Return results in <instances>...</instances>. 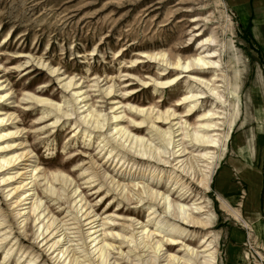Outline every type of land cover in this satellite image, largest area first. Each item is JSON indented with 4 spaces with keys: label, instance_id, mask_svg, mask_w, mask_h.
<instances>
[{
    "label": "rangeland",
    "instance_id": "1",
    "mask_svg": "<svg viewBox=\"0 0 264 264\" xmlns=\"http://www.w3.org/2000/svg\"><path fill=\"white\" fill-rule=\"evenodd\" d=\"M228 1L0 0V161L31 152L27 157L31 156V168L39 175L35 182L42 208L48 210L46 219L55 216L73 223L72 215L83 213H77V206L86 202L83 210L96 212L103 224L104 232L97 235L104 233L106 243L114 248L110 264L115 259L117 264H141L139 258L147 259L155 252L185 261L188 252L184 247L201 252L206 246L210 250L203 255L214 253L215 264H227L230 244L234 247L230 262L264 264V169L262 191L257 187L258 174L243 173L238 167L229 175L224 166L214 186L219 167L229 157L251 159L254 155V169L264 159V5L254 11L253 0H249L251 10L247 13L238 9V2L244 0ZM198 32L203 34L195 38ZM206 39L214 40L208 50L216 52L214 60L219 67L205 79L219 74L215 85L220 86L217 91L227 104L217 106L206 99L209 93L203 87L205 94L198 104L201 110L186 116L187 105L179 104L190 90L197 93L198 82L193 76L203 75L199 71L185 73L186 77L169 87L156 86L180 73L169 69L166 72L172 73L162 79L164 68H170L179 57L199 56L202 50L197 43ZM173 55L175 59L170 61ZM57 105L65 108L58 111ZM212 109L219 111L221 118L217 120L219 131L211 133L217 143L205 151L209 157L205 188L173 160L171 154L179 148L170 143L169 153L162 155L165 162L153 155L170 139L179 144L200 115ZM89 112L93 114L91 125L99 122L104 127L87 138L91 129L85 130L78 120ZM169 114H174L172 120ZM78 124L79 128L73 127ZM108 138L123 141L131 152L119 147L112 150L114 141L107 142ZM184 139L190 149V138ZM6 173H0V239L8 238L0 246V264L30 260L33 264H58L56 254L49 251L50 243L39 236L42 222L32 214L33 207L21 225L22 219L14 216L8 189L4 190L1 182L9 176ZM91 174L96 177L88 180ZM154 183L171 202L197 212L194 220L204 224L177 223L173 216L166 217L167 224L178 231L171 233L174 242H166L168 225H156L164 223L166 208H159L160 215L149 220L144 209L147 204L140 201V196H145L142 190L154 188ZM117 184L121 186L115 191L112 186ZM230 186L242 203L235 195L224 199L215 192ZM121 187L130 201L117 196ZM142 225L156 234L143 250L135 247ZM82 231L85 233V226ZM84 241L91 251L94 244ZM158 241L162 247L155 245ZM71 244L72 250L77 249L76 259L69 257L63 263L88 264L82 259L81 245L77 241ZM10 247L12 254L4 261Z\"/></svg>",
    "mask_w": 264,
    "mask_h": 264
},
{
    "label": "bare ground",
    "instance_id": "2",
    "mask_svg": "<svg viewBox=\"0 0 264 264\" xmlns=\"http://www.w3.org/2000/svg\"><path fill=\"white\" fill-rule=\"evenodd\" d=\"M193 21L198 22L199 20L194 19ZM193 29L194 30L197 29L196 26ZM198 29H200V27ZM202 34L203 33L198 32L194 35V37L198 38L202 36ZM213 42L214 40L212 39L198 41L197 47L198 49L202 50L199 56H193L192 58L190 57L187 59L184 58L185 60L179 57L177 61H175L173 64H170L171 65L170 68H164L162 70V73L160 74V77L162 78L165 75H170L172 73V72H168V73L166 72L169 69L170 71L180 72L171 79H167L166 81L162 80L163 82L158 83V85L156 86L158 88H166L172 84L177 83L179 79H183L184 77H186L185 73H195L199 71L200 74L203 75L202 77L193 76V79H196L199 84L198 85L196 83V89H198L197 93L195 94L193 93V90H190V92L182 98L179 104V105H187L186 116L191 115L193 112H197L201 110L199 109L198 104L200 102V99H202L203 95L205 94L202 92L203 89H201L203 87H205V89L209 93L208 96L207 95L205 96L206 99H211L214 103L217 104V106L218 105L223 106L221 104L222 102L227 104V99H225L223 95H220L219 91H217V87L220 86L215 85L216 82L220 81L217 78L219 74L216 73L214 75V78L212 79H208V80L205 79V76L209 75L210 71L213 70L217 71V68L219 67L218 62L214 60V58L216 57V52L208 50L211 46H213ZM201 54L202 55L204 54V56H202ZM155 59L161 61L163 58L162 56H155ZM174 59H175L174 55L169 57L170 61H174ZM202 70L205 71L207 70V72ZM0 84L3 83L0 82ZM69 84L70 83L66 84L65 87H68ZM111 91L112 90L109 88L108 93H110ZM75 100L78 101V98H76ZM64 108L65 106L57 105L56 110L61 111ZM173 115L174 114H169L170 120H172L171 117H173ZM92 116L93 114L89 112L86 116H82L80 117V120H78L85 130L91 129V131L88 132L89 134L87 135V138L92 136V133L95 131V129L99 130V128L104 127V124H102L101 126L99 122H95L94 124L96 125L92 126L91 125L93 123ZM220 118L221 116L219 115V111H215L213 109L201 114L196 122V126L192 128L190 131L189 129L186 130V133L183 134L180 142L178 140L179 144H177V141H175V144L177 145H174L173 139H170L167 141L166 147L165 145L163 147L162 144L161 148L157 149L153 156L159 158L161 162H165L164 159L165 156L162 155H166L167 153H169L168 147L171 143L173 145L172 148H179L178 150L172 152L171 154L173 156V160L176 161L177 165H179V169H182V172H184L185 175H189V177H191L200 185L206 188L207 186L206 174L208 173V171L205 169H208V163L206 162L207 161L206 159H208L209 157H208V153L205 151L211 147H214V145L217 143L216 140H214V138L212 137L211 133H216L217 131H219L220 124L217 123V120ZM73 127L79 128V124ZM118 132L120 133V130ZM184 137L190 138V141L192 142V146L190 147V149L187 145H185ZM108 141L109 142L114 141V143H116V144L113 143L114 147L112 148V150L115 147H119L120 150H124L127 153L131 152L130 148H126L123 141L118 142L119 139L108 138L107 142ZM148 149L149 152H152L153 147L150 145ZM112 150L109 153V155H111ZM29 153L31 152H28V154ZM141 153L144 154L143 151H141ZM28 154L19 155L17 158L12 160L7 159L0 161V173H4V171H7L6 175H9L8 177H4V178L2 177L1 179V182H4L3 189L4 190L8 189L7 193L8 195H10L9 200H10V204L13 207V211L15 214L14 216L18 219H22L20 220V225L27 220V213H28L27 210L33 207L32 214L37 215V221L41 219L39 224L42 222V224L39 226V230L42 229L39 236H42V240L44 239L46 240V244L48 242L50 243L49 251L51 252V254H56L54 258L56 261L58 260V264H64L63 262L69 257H70L69 260L76 259L77 249L76 250L71 249V247L73 246V244L71 243L75 241L78 242L77 245H81L82 252L85 253L82 256V259L84 261H87L88 264H95L96 262H98L97 264H110V261L113 259L110 258V256L113 253L111 250H114V248L113 246H110L109 244L106 243V235L104 233L97 235L99 232H104V229L102 228L103 224L100 223L101 221L98 220V215L96 212L93 213L91 210L88 209L86 211L83 210L87 204L86 202L79 206H77L78 204L76 205L77 206L76 210L79 208V211H77V213L82 211L83 213L80 217L77 216L76 213L73 214L72 215L73 217L71 218V220H73V223L67 224L62 220H59L55 216H51L50 219L48 218L46 219L47 216H44V213L45 211L48 210L46 207L42 208V201L38 196V185L35 182L36 177H38L39 175L35 174V168L34 169L31 168L32 167L30 160L31 156L27 157ZM19 158H21V162H16V160H18ZM17 166L20 168H17ZM79 166H84V164H79ZM11 170H14V172H11L14 173L12 175L10 174ZM85 170H87V168ZM91 175L92 176H90L88 180L96 177L95 174H91ZM157 178L158 180L162 179L161 176H158ZM112 181L113 180H111L110 184H114L112 183ZM153 185L155 189L151 188V189L142 190L141 194L145 196L144 197L140 196V201L142 204H147L146 206H144V209L149 213L148 214L149 220L153 218L156 219V217L160 215V214L157 215V211H159L158 210L159 208H163V207L166 208L163 211V213H165L164 223H162V225L160 221L156 223V225H160V228H163L168 225L167 227L169 229V232L168 233L165 232V235L170 237H167L168 239L166 240V242H170V241L174 242L175 239L174 237H172L173 234L172 232L174 230L175 232H178L176 231L177 228L175 225L167 224L169 222L167 219L169 216H173L174 218L178 219L177 223L179 222L184 223L186 221H189V223H192V225L203 223L202 221L194 220L193 214L197 212L192 211V209H189L190 207H187L184 204L171 202L168 196L162 194L160 191L157 190V187L160 186L158 183H154ZM114 186L115 185L112 186L113 190L117 191L118 187H120L121 185L117 184L115 187ZM124 190L125 188L121 187V190L119 193H117V196L120 195L122 197L121 198L122 201H130L132 198H130L127 194H123ZM100 191L101 190H98L97 193H99ZM145 200L146 203H144ZM128 204H133V203L128 202ZM196 209L198 211H202V207H198ZM48 214L50 216V212H48ZM108 219L110 220L111 218ZM133 225L134 224L131 223V226L134 229ZM83 226L86 227L85 233H83L82 231ZM140 228L142 229L141 234H139L141 235V237L139 241H137L135 247H138L143 250L147 248L146 241L152 242L155 239L156 234L151 231L147 232V230L145 229L146 226L142 225L140 226ZM26 230L27 228L25 229V231ZM184 232L185 231L182 230V233ZM131 237H132L131 239L135 238L133 234L131 235ZM7 238L8 236H5L4 238L0 239V246L2 243L6 242ZM36 239H38V236L36 237ZM85 239L90 240V242L94 244V246H92L91 248V251L88 250L89 248H87L88 245L87 242L85 243L84 241ZM154 243L156 246H158V248L162 247L159 241ZM65 246L66 248L64 249ZM202 246L204 247V245ZM184 248L186 252H188L186 254L187 259L185 261L182 259L181 261L174 256L166 255L165 253L160 255L159 252L158 253L155 252L154 256L149 257L147 259L139 258L137 263L141 262V264H215L214 253L212 254L209 252L207 255H203L210 250L208 246H206L201 252L197 251L195 248L194 250H190V251L187 250V247ZM12 251H13L12 247L7 249V252L4 255V261L8 259V257L12 254ZM64 256H65L64 260L61 261ZM26 264H33V261L30 260ZM112 264H117V259H115ZM133 264L136 263L133 262Z\"/></svg>",
    "mask_w": 264,
    "mask_h": 264
},
{
    "label": "crops",
    "instance_id": "3",
    "mask_svg": "<svg viewBox=\"0 0 264 264\" xmlns=\"http://www.w3.org/2000/svg\"><path fill=\"white\" fill-rule=\"evenodd\" d=\"M248 1L249 0H244L242 2H238V4H241V6H239L238 9L240 10V9L243 8L247 13H249V9L251 10V7L248 6V4H247ZM255 1H256V3H255ZM255 1L253 0V3H254L253 6H252L253 10L254 11L261 10L263 8V5H264L263 4V0H255ZM228 3H230V2L228 1ZM239 10H238V12H239ZM237 147H240V143L237 145ZM237 158H235V157H229V159H226L225 161L222 162L221 166L219 167V169L217 171L216 178H215V182H214V186H215V183H216V179H217V177H218L221 169L224 166L227 167V169L230 170L229 175H230L231 171H233V169H235V168L238 167L237 169L239 171H242L243 173H246V171L256 172V174H258L257 177L259 178V181L257 182L258 183L257 184V187L259 188V190L262 191V189H261V183L263 181L262 180L263 173H262L261 170L264 169V159H260L258 161V164L260 166L254 169L253 166H252V164H253L252 163V160H254V155L251 157V159L248 156L247 157H237ZM237 169H236V171H237ZM231 182H232V179H231ZM214 190H215V188H214ZM215 192L218 195H220L222 198H224V199H229V197L231 195H235V196L238 197V203H239V201L242 203V201L240 200L241 199V196H238L237 192H235V190L233 189L232 186H230L225 191H216L215 190ZM242 205L243 204H241V206ZM242 212L246 216L247 213L244 210V208H243ZM246 217L247 218L248 217L250 218V216H246ZM233 248L234 247L231 246V244H230L229 245V248L226 250V261H227V264H238V260H237V262H230V260L233 259V254H234ZM223 264H225V263H223Z\"/></svg>",
    "mask_w": 264,
    "mask_h": 264
}]
</instances>
